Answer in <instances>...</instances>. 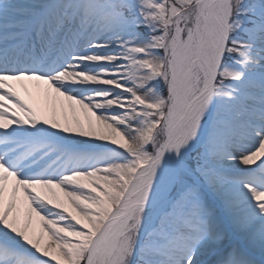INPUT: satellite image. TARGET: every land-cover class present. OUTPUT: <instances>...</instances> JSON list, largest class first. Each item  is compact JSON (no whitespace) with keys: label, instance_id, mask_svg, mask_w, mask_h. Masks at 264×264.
<instances>
[{"label":"snow or ice","instance_id":"6c2138e0","mask_svg":"<svg viewBox=\"0 0 264 264\" xmlns=\"http://www.w3.org/2000/svg\"><path fill=\"white\" fill-rule=\"evenodd\" d=\"M0 264H264V0H0Z\"/></svg>","mask_w":264,"mask_h":264}]
</instances>
